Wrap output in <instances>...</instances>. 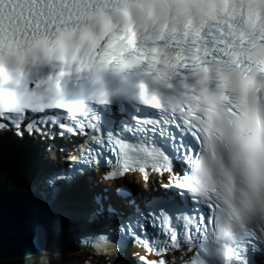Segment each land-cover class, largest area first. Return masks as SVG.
<instances>
[{"label": "snow or ice", "instance_id": "snow-or-ice-1", "mask_svg": "<svg viewBox=\"0 0 264 264\" xmlns=\"http://www.w3.org/2000/svg\"><path fill=\"white\" fill-rule=\"evenodd\" d=\"M10 152L0 244L51 212L112 264H264V0H0Z\"/></svg>", "mask_w": 264, "mask_h": 264}, {"label": "water", "instance_id": "water-1", "mask_svg": "<svg viewBox=\"0 0 264 264\" xmlns=\"http://www.w3.org/2000/svg\"><path fill=\"white\" fill-rule=\"evenodd\" d=\"M15 195V192L10 191L4 193L3 198L11 201ZM33 224H27V212L25 211L22 216V226L19 231L18 240L0 244V264H23L24 261L32 259V253L34 251Z\"/></svg>", "mask_w": 264, "mask_h": 264}, {"label": "bare ground", "instance_id": "bare-ground-1", "mask_svg": "<svg viewBox=\"0 0 264 264\" xmlns=\"http://www.w3.org/2000/svg\"><path fill=\"white\" fill-rule=\"evenodd\" d=\"M41 152V151H40ZM41 154H42V152H41ZM3 158H9V155L8 156H6V157H3Z\"/></svg>", "mask_w": 264, "mask_h": 264}, {"label": "trees", "instance_id": "trees-1", "mask_svg": "<svg viewBox=\"0 0 264 264\" xmlns=\"http://www.w3.org/2000/svg\"><path fill=\"white\" fill-rule=\"evenodd\" d=\"M28 260H29V259H28ZM28 260H27V261H28ZM27 261H24V263H23V264H26V263H27Z\"/></svg>", "mask_w": 264, "mask_h": 264}]
</instances>
